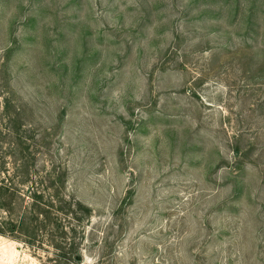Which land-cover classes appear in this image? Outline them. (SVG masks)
<instances>
[{
    "label": "rangeland",
    "instance_id": "rangeland-1",
    "mask_svg": "<svg viewBox=\"0 0 264 264\" xmlns=\"http://www.w3.org/2000/svg\"><path fill=\"white\" fill-rule=\"evenodd\" d=\"M18 134L92 209L79 264H264V0H0Z\"/></svg>",
    "mask_w": 264,
    "mask_h": 264
},
{
    "label": "trees",
    "instance_id": "trees-1",
    "mask_svg": "<svg viewBox=\"0 0 264 264\" xmlns=\"http://www.w3.org/2000/svg\"><path fill=\"white\" fill-rule=\"evenodd\" d=\"M24 143L18 134L15 152L0 154V235L50 250L53 264H79L92 209L68 193L65 167L39 163Z\"/></svg>",
    "mask_w": 264,
    "mask_h": 264
}]
</instances>
